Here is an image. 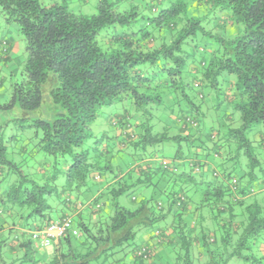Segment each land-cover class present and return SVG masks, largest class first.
I'll use <instances>...</instances> for the list:
<instances>
[{
	"label": "clouds",
	"instance_id": "1",
	"mask_svg": "<svg viewBox=\"0 0 264 264\" xmlns=\"http://www.w3.org/2000/svg\"><path fill=\"white\" fill-rule=\"evenodd\" d=\"M13 9L0 264H264V0Z\"/></svg>",
	"mask_w": 264,
	"mask_h": 264
},
{
	"label": "trees",
	"instance_id": "2",
	"mask_svg": "<svg viewBox=\"0 0 264 264\" xmlns=\"http://www.w3.org/2000/svg\"><path fill=\"white\" fill-rule=\"evenodd\" d=\"M181 2H183V0H181ZM258 3V0H249V14L251 15L252 14V11L253 9L255 8L256 4ZM3 17H7L5 19V22L7 24H10L11 22H13V18L15 16V9H13V12L11 15H8L6 12L4 13H1ZM253 23V28H252V33H253V39H249L247 41V46L245 48H241L240 51L245 53L246 56H253V48L255 47L256 51H260L261 49H264V33H260L257 35V33H259V29L260 27H264V26H256L255 24V19H253L252 21ZM111 55V53L109 54ZM253 64L256 65V68H257V72H259V67H260V64H259V61L258 59L257 60H253L252 61ZM249 80H253L254 78L253 77H249L248 78ZM83 85V82L81 81L79 83V86H82ZM260 86V81L259 80H256L254 83H251L249 85V87L251 88H256V87H259ZM243 87V85H242ZM113 163H115V161H113ZM121 165L123 164V161L121 160L119 162Z\"/></svg>",
	"mask_w": 264,
	"mask_h": 264
},
{
	"label": "rangeland",
	"instance_id": "3",
	"mask_svg": "<svg viewBox=\"0 0 264 264\" xmlns=\"http://www.w3.org/2000/svg\"><path fill=\"white\" fill-rule=\"evenodd\" d=\"M0 19H2V22L4 23V24H6V25H10V24H7L6 22H5V19H3V16H2V14L0 13ZM116 163V162H115ZM114 163V164H115Z\"/></svg>",
	"mask_w": 264,
	"mask_h": 264
}]
</instances>
